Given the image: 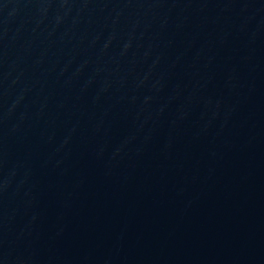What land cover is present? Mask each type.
<instances>
[{
	"label": "water",
	"instance_id": "95a60500",
	"mask_svg": "<svg viewBox=\"0 0 264 264\" xmlns=\"http://www.w3.org/2000/svg\"><path fill=\"white\" fill-rule=\"evenodd\" d=\"M0 264H264V0H0Z\"/></svg>",
	"mask_w": 264,
	"mask_h": 264
}]
</instances>
